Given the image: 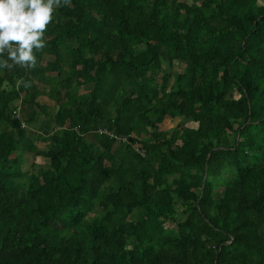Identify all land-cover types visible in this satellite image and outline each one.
<instances>
[{
    "label": "trees",
    "instance_id": "trees-1",
    "mask_svg": "<svg viewBox=\"0 0 264 264\" xmlns=\"http://www.w3.org/2000/svg\"><path fill=\"white\" fill-rule=\"evenodd\" d=\"M45 37L0 69V264H264V0H71Z\"/></svg>",
    "mask_w": 264,
    "mask_h": 264
},
{
    "label": "clouds",
    "instance_id": "clouds-1",
    "mask_svg": "<svg viewBox=\"0 0 264 264\" xmlns=\"http://www.w3.org/2000/svg\"><path fill=\"white\" fill-rule=\"evenodd\" d=\"M70 5L71 0H0V57L7 54V59H0V69H34L56 10Z\"/></svg>",
    "mask_w": 264,
    "mask_h": 264
},
{
    "label": "rangeland",
    "instance_id": "rangeland-1",
    "mask_svg": "<svg viewBox=\"0 0 264 264\" xmlns=\"http://www.w3.org/2000/svg\"><path fill=\"white\" fill-rule=\"evenodd\" d=\"M176 67V66H175ZM173 67V69L175 68ZM44 91L46 92H50L51 91V88H47V87H42L40 86ZM85 90V89H84ZM73 91L77 92L78 89H74ZM42 102H41V100ZM38 101V104H47L49 106L53 105L52 104V101H50L48 98H46L45 95H42L38 98L35 99V101ZM15 103H17V101H14ZM180 127H188V128H194L195 127V124L194 123H191V122H187V121H184L182 119H174L172 121H163L160 125V128L162 131H165V132H170L172 129H175L176 131L179 130ZM41 146H38V150H41ZM26 156V155H25ZM47 162L46 159L44 158H40V157H36L33 159V163L36 165V166H42L44 165L45 163Z\"/></svg>",
    "mask_w": 264,
    "mask_h": 264
},
{
    "label": "built area",
    "instance_id": "built-area-1",
    "mask_svg": "<svg viewBox=\"0 0 264 264\" xmlns=\"http://www.w3.org/2000/svg\"><path fill=\"white\" fill-rule=\"evenodd\" d=\"M113 138L116 139V137H113ZM122 141H124V140L122 139ZM133 147H134V150H135L139 155L142 154V151H139L137 148H135V147H136L135 145H134Z\"/></svg>",
    "mask_w": 264,
    "mask_h": 264
}]
</instances>
